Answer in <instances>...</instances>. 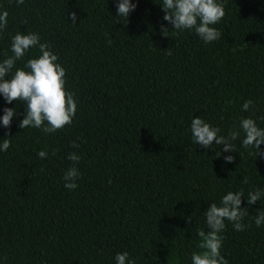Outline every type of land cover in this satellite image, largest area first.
I'll list each match as a JSON object with an SVG mask.
<instances>
[{"label":"trees","instance_id":"16d2710c","mask_svg":"<svg viewBox=\"0 0 264 264\" xmlns=\"http://www.w3.org/2000/svg\"><path fill=\"white\" fill-rule=\"evenodd\" d=\"M159 2L136 0L125 20L116 0H0L8 12L0 58L12 54V34L38 32L77 100L72 123L52 133L19 128L23 102L7 104L18 115L0 152V264H114L123 250L135 264H190L211 200L264 187V155L237 140L228 163L220 145L205 149L189 132L193 115L222 131L239 116H264V0H226L215 25L222 35L209 43L171 29ZM37 54L30 47L16 66ZM4 106L0 97V114ZM69 152L81 156L72 190L61 178ZM260 204L249 206L242 231L226 221L228 264H264Z\"/></svg>","mask_w":264,"mask_h":264},{"label":"clouds","instance_id":"9594fccd","mask_svg":"<svg viewBox=\"0 0 264 264\" xmlns=\"http://www.w3.org/2000/svg\"><path fill=\"white\" fill-rule=\"evenodd\" d=\"M23 2L24 0H16L17 4ZM159 3L164 10L163 20L171 24V29L178 32L194 31L204 43L221 37L222 33L215 25L224 16L226 0H160ZM135 7L136 0H116L117 17L126 20L130 10ZM68 15L75 23L77 13L70 11ZM7 17V10L0 8V30L6 26ZM161 27L164 32L168 30L164 25ZM10 41L12 54L0 58V97L5 101L0 114V127L5 129L4 136L0 137V152L9 148L10 136L7 135V129L12 118L18 115L15 105L7 106L14 99L22 101L24 106L23 118L18 120L19 128H38L44 133H52L66 124H71L77 108L74 93L66 88L65 67L58 61L57 54L47 42L41 41L39 33L17 31L11 35ZM30 47L38 49V54L29 56L22 66H16V62ZM253 103L250 98L244 99L240 110L248 111ZM261 120H264V116H239L227 131H222L220 126L200 115H193L189 123L191 142L202 145L205 149L220 145L218 156L229 153L222 156L228 163L235 159L230 153H238L237 140L241 148L253 149L256 155H264L260 148V145L264 144V126L259 123ZM73 144L75 145V142ZM37 156L45 158L48 152L40 149ZM67 159L72 163L61 178L64 187L72 190L77 187L80 176L77 163L81 156L76 152H69ZM242 197L245 202L243 206ZM262 198L264 187H255L250 189L247 195L243 189L238 188L227 190L218 202L211 200L202 212L207 230L196 229L199 250L192 251L190 264H228V260L221 254L226 221L231 223L233 230L242 231L246 227L242 221L248 215L249 206ZM254 223L257 227L264 225V205L260 204V207L256 208ZM113 260L114 264H135V258L130 256L127 250L117 251Z\"/></svg>","mask_w":264,"mask_h":264}]
</instances>
